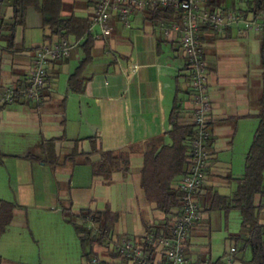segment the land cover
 I'll return each mask as SVG.
<instances>
[{
	"label": "crops",
	"instance_id": "crops-1",
	"mask_svg": "<svg viewBox=\"0 0 264 264\" xmlns=\"http://www.w3.org/2000/svg\"><path fill=\"white\" fill-rule=\"evenodd\" d=\"M251 1L205 2L210 9L241 13L244 18L222 33L209 27L200 33L212 112L211 156L197 195L202 215L186 246L195 264H250L243 216L238 209H226L216 195L231 197L237 181L243 178L246 155L259 122L264 19L254 16ZM97 2L62 0L61 15L87 18L94 35L92 60L82 71L83 91L74 92L68 84L84 58L79 46L82 40L70 35L68 38L76 44L71 55L48 65L47 83L37 99L19 96L10 104L0 101V199L16 205L14 219L0 238V242L6 239V245H0V264L53 262L41 260L45 254L42 247L18 245L26 224L15 221L24 213L30 219L24 209L29 205L39 208L38 212L53 210L62 217L57 208L53 209V196L61 202L60 210L68 221L67 214L80 217L81 211L117 214L107 243H95L87 253L82 248L79 264L87 263L90 251L105 257L114 255L110 245H117L123 238L138 239L166 218L155 203L144 199L141 171L147 143L171 129L169 116L177 86L183 113L193 121L182 31L165 33V27L173 22L181 28L182 17L172 10L145 9L133 12L126 24L113 14L110 33L105 35L93 20ZM3 12L11 17L13 8L4 3ZM35 27L45 26L40 12L31 6L25 25L16 32L15 44L9 47L0 39V98L7 86L27 87L37 47L59 40L56 36L45 40L44 34L42 42L34 41L27 31ZM121 149L131 151L128 174L113 172L110 181L93 174L92 163L100 160L101 152ZM48 187L53 195L45 203L42 194ZM260 201L257 195L255 203ZM259 212L264 224V207ZM80 220L76 224H94Z\"/></svg>",
	"mask_w": 264,
	"mask_h": 264
},
{
	"label": "trees",
	"instance_id": "trees-1",
	"mask_svg": "<svg viewBox=\"0 0 264 264\" xmlns=\"http://www.w3.org/2000/svg\"><path fill=\"white\" fill-rule=\"evenodd\" d=\"M5 3L13 8V14L0 21V39L5 40L9 47L15 44L16 32L19 27L25 25L27 10L31 6L40 12L43 25L50 30V33L45 35V40L54 36L59 39L68 38L70 35L82 40L79 46L84 53V58L68 80L72 91L82 92L84 82L82 71L92 60L94 44V35L90 32V21L75 15L62 16V0H5ZM168 10L175 11L165 7L154 8L157 12ZM263 10L264 0L251 1V11L255 17L258 18ZM177 13L181 16L180 12ZM260 57L262 93L258 101L259 122L246 155L244 175L237 181V187L231 197L216 195L226 204V209H238L243 216V228L248 230L250 264H264V224L261 223L259 216L260 209L264 207V25L261 33ZM180 93L181 89L177 86L175 104L169 116L171 129L161 137L151 139L144 152L141 171V189L144 199L149 203H155L156 208L166 214L165 220L152 226L149 232H168L172 218L182 206V193L177 184L190 167L191 142L195 133V124L183 113ZM130 155V149L101 152L100 160L92 163L93 174L104 176L108 181L111 180L113 172L128 174ZM257 195L261 197L258 205L255 203ZM15 209V203L0 199V238L12 223ZM78 215L82 220L92 221L98 229L96 231L94 228L89 229L75 224L85 253L95 243H107L113 233L112 225L117 214L111 211H81ZM89 254L87 256L90 259L97 253L90 251Z\"/></svg>",
	"mask_w": 264,
	"mask_h": 264
},
{
	"label": "built area",
	"instance_id": "built-area-1",
	"mask_svg": "<svg viewBox=\"0 0 264 264\" xmlns=\"http://www.w3.org/2000/svg\"><path fill=\"white\" fill-rule=\"evenodd\" d=\"M206 0H98L93 20L100 24L103 34L110 33V19L117 14L126 24L135 11L171 8L181 13L182 27L176 22L165 27V33L181 29V47L188 62V79L192 88L195 133L191 142L190 167L181 176L177 187L182 193L180 211L172 218L168 232L151 231L138 239L123 238L110 245L114 255L93 254L88 264H195L187 255V242L194 225L201 219L197 195L206 179L210 153V117L212 112L208 86V69L200 38L201 30L209 27L220 33L243 20L237 12H224L206 7ZM5 0H0V21L4 19ZM264 19V10L259 14ZM257 28H260L257 25ZM75 42L61 38L37 47L30 70L29 85L25 88L7 86L1 95L3 104L13 103L23 96L34 100L47 83V67L51 62L69 57ZM138 67V66H135ZM96 231L98 229L93 227ZM111 241V240H110ZM112 242V241H111ZM109 247V245H107Z\"/></svg>",
	"mask_w": 264,
	"mask_h": 264
},
{
	"label": "rangeland",
	"instance_id": "rangeland-1",
	"mask_svg": "<svg viewBox=\"0 0 264 264\" xmlns=\"http://www.w3.org/2000/svg\"><path fill=\"white\" fill-rule=\"evenodd\" d=\"M50 32L48 27H35L27 31V34H30L34 41L42 42L44 34ZM43 195V202L47 203L50 201L53 193L52 188H46V192ZM41 196V195H40ZM56 196H53L52 202L55 204L54 208H57L58 213L62 217L47 210L36 208L35 205H29L24 209L28 210L30 214L29 217L26 214L17 215L15 221L21 224H26L25 228H22L20 237V242L18 245H36L37 247H42L44 250L41 260L48 263L47 259H52L51 264H57L58 261H62L60 264H79L82 258V244L75 229L76 223H81V218L76 215H69V221L64 219V213L60 210L62 205L61 202L57 201ZM32 204V203H30ZM63 206H67L66 203H62ZM29 222V226H28ZM83 226L87 228H92L93 225L90 222L83 221ZM6 241L3 240L2 244ZM49 248L52 249L51 253H48ZM89 250V249H88ZM79 260V261H78ZM88 264V260H86Z\"/></svg>",
	"mask_w": 264,
	"mask_h": 264
}]
</instances>
